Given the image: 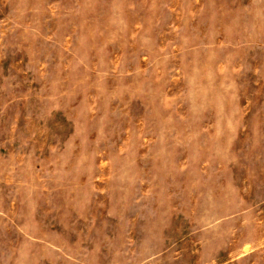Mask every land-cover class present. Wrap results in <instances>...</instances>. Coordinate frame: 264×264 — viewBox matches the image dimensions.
<instances>
[{
	"label": "rangeland",
	"instance_id": "374dc122",
	"mask_svg": "<svg viewBox=\"0 0 264 264\" xmlns=\"http://www.w3.org/2000/svg\"><path fill=\"white\" fill-rule=\"evenodd\" d=\"M0 264H264V0H0Z\"/></svg>",
	"mask_w": 264,
	"mask_h": 264
}]
</instances>
